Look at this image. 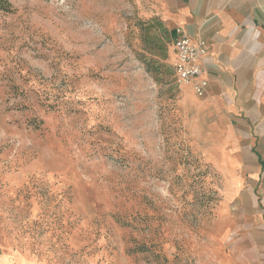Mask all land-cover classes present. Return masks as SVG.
I'll return each mask as SVG.
<instances>
[{"label": "rangeland", "instance_id": "374dc122", "mask_svg": "<svg viewBox=\"0 0 264 264\" xmlns=\"http://www.w3.org/2000/svg\"><path fill=\"white\" fill-rule=\"evenodd\" d=\"M5 1L0 264H227L149 0Z\"/></svg>", "mask_w": 264, "mask_h": 264}, {"label": "crops", "instance_id": "0c3cea01", "mask_svg": "<svg viewBox=\"0 0 264 264\" xmlns=\"http://www.w3.org/2000/svg\"><path fill=\"white\" fill-rule=\"evenodd\" d=\"M171 40L203 43L205 94L180 83L196 148L221 177L227 264H264V0H149Z\"/></svg>", "mask_w": 264, "mask_h": 264}, {"label": "built area", "instance_id": "2783aa9c", "mask_svg": "<svg viewBox=\"0 0 264 264\" xmlns=\"http://www.w3.org/2000/svg\"><path fill=\"white\" fill-rule=\"evenodd\" d=\"M176 32L177 37L173 43L175 58L172 63L175 76L180 83L191 82L196 96L202 97L207 86L205 71L200 62L204 52L203 43L193 41L181 28H177Z\"/></svg>", "mask_w": 264, "mask_h": 264}, {"label": "trees", "instance_id": "16d2710c", "mask_svg": "<svg viewBox=\"0 0 264 264\" xmlns=\"http://www.w3.org/2000/svg\"><path fill=\"white\" fill-rule=\"evenodd\" d=\"M0 2H2V3H6V1H5V0H0Z\"/></svg>", "mask_w": 264, "mask_h": 264}]
</instances>
